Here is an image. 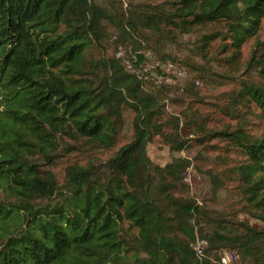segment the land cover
Listing matches in <instances>:
<instances>
[{
	"label": "trees",
	"instance_id": "1",
	"mask_svg": "<svg viewBox=\"0 0 264 264\" xmlns=\"http://www.w3.org/2000/svg\"><path fill=\"white\" fill-rule=\"evenodd\" d=\"M263 16L264 0L126 7L0 0V187L14 192V199H0V264H223L220 247L237 249L244 264H264V229L233 213L211 215L185 195L188 161L161 166L149 157L153 137L170 135L162 128L170 89L139 71L151 36L161 44L179 31L204 28L197 40L202 53L223 33L234 43L254 36ZM110 42L135 48L134 69L128 55L104 54ZM98 49L104 55L95 58ZM247 66L264 78V40L256 42ZM240 90L264 116V80L245 81ZM128 109L134 112L132 139L101 167L72 164L59 184L30 158L35 148L50 155L62 130L112 146ZM220 133L244 155L241 183L263 209L264 222V134L239 127ZM207 223L210 237L203 234ZM207 238L210 246L199 256L195 245Z\"/></svg>",
	"mask_w": 264,
	"mask_h": 264
},
{
	"label": "rangeland",
	"instance_id": "2",
	"mask_svg": "<svg viewBox=\"0 0 264 264\" xmlns=\"http://www.w3.org/2000/svg\"><path fill=\"white\" fill-rule=\"evenodd\" d=\"M96 1L104 6L111 3L120 6L122 2L126 7L130 2L156 3L165 0ZM205 32L208 30L204 28L193 32L179 31L173 37L162 39L161 44L156 36H151L149 48L144 50L146 59L139 67L140 73L144 79H151L154 84L170 89L162 126L163 132L170 135H155L147 145L148 155L161 166L179 159L188 161L185 173L188 191L185 195L199 201L207 213L217 216L233 213L232 218L236 216V220L264 229V222L259 217L263 209L248 198L241 183L239 172L246 162L244 155L229 135L220 133L239 127L255 137L264 134V116L260 109L255 103L242 100L243 96L239 95L245 81L264 80L259 70L247 66L256 42L264 40V16L254 36L234 43L230 34L223 33L225 37L210 40L209 47L199 53L197 40ZM105 47L106 56L128 55L127 65L134 69L130 57L135 59V48L111 42ZM101 54L99 49L94 51L95 58ZM159 71L166 75H161ZM133 116L131 109L124 110L123 125L112 146L92 144L73 136L69 130H62L56 135V145L50 155L35 148L30 158L37 163L43 176L53 175L59 184H63L68 166L93 164L96 168L101 167L120 146L129 142L133 136ZM179 144H184L185 148L177 149ZM13 196L12 190L0 187V199H14ZM203 228V234L210 237L212 226L207 223ZM209 242L207 238L199 240L197 245L208 248ZM217 254L221 261L222 258H230L229 264H244L237 249L220 247Z\"/></svg>",
	"mask_w": 264,
	"mask_h": 264
},
{
	"label": "built area",
	"instance_id": "3",
	"mask_svg": "<svg viewBox=\"0 0 264 264\" xmlns=\"http://www.w3.org/2000/svg\"><path fill=\"white\" fill-rule=\"evenodd\" d=\"M128 62V61H127ZM126 62V63H127ZM199 241V240H198ZM197 241V242H198ZM195 249L197 250V252H198V255L199 256H203L204 255V252H203V246L202 245H197V243H196V245H195ZM222 263L223 264H229L230 263V258L227 260V259H225V258H222Z\"/></svg>",
	"mask_w": 264,
	"mask_h": 264
}]
</instances>
